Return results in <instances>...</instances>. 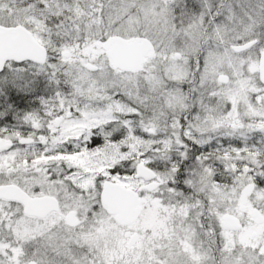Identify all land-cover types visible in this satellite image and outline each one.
Listing matches in <instances>:
<instances>
[{"label": "snow or ice", "instance_id": "6c2138e0", "mask_svg": "<svg viewBox=\"0 0 264 264\" xmlns=\"http://www.w3.org/2000/svg\"><path fill=\"white\" fill-rule=\"evenodd\" d=\"M0 264H264V0H0Z\"/></svg>", "mask_w": 264, "mask_h": 264}]
</instances>
